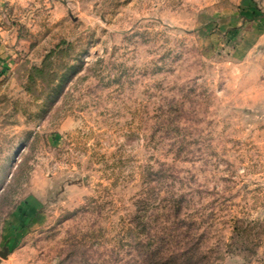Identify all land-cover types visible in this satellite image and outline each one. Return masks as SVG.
Here are the masks:
<instances>
[{"label":"rangeland","instance_id":"rangeland-1","mask_svg":"<svg viewBox=\"0 0 264 264\" xmlns=\"http://www.w3.org/2000/svg\"><path fill=\"white\" fill-rule=\"evenodd\" d=\"M177 208L264 264V0H0V264H138Z\"/></svg>","mask_w":264,"mask_h":264},{"label":"trees","instance_id":"trees-1","mask_svg":"<svg viewBox=\"0 0 264 264\" xmlns=\"http://www.w3.org/2000/svg\"><path fill=\"white\" fill-rule=\"evenodd\" d=\"M180 213L181 208H177L175 216L178 217V222L183 224L178 228L180 232L177 235L163 234L158 250L149 248L138 264H207V254L203 251L201 236L191 234L192 228L188 226L187 221L179 218ZM138 221L143 224L142 220Z\"/></svg>","mask_w":264,"mask_h":264}]
</instances>
